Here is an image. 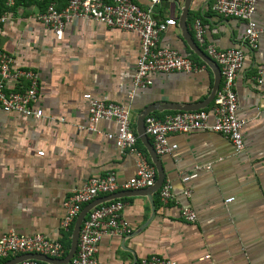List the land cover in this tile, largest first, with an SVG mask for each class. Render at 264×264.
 I'll return each mask as SVG.
<instances>
[{"label":"crops","instance_id":"1","mask_svg":"<svg viewBox=\"0 0 264 264\" xmlns=\"http://www.w3.org/2000/svg\"><path fill=\"white\" fill-rule=\"evenodd\" d=\"M131 1L143 10L148 8V0ZM212 1L190 0L185 30L179 25L185 0H162L153 10L155 20L176 22L161 34L159 46L177 51L202 70L154 73L151 86L133 94L140 53L135 33L78 20L67 24L61 39H56L36 20L35 14L40 12L36 5L0 11L7 17L0 23V50L12 56L16 67L38 73L35 107L43 112L36 119L0 107V237L8 232L21 237L39 234L62 242L67 233L59 225L64 204L74 190L89 178L110 172L120 184L135 175V156L120 152L105 137L116 132L113 121L98 122L96 132L78 130L88 124L87 94L131 110L135 147L153 165L137 134L142 112L154 106L149 115L162 119L181 112L174 108L204 102L213 88L217 64L212 60L209 65L204 63L189 46L193 42L206 55L191 29L199 19L206 43L220 50L241 48L244 52L235 79L236 116L245 122L243 149L236 152L223 136L208 131L169 135L168 142L176 150L157 157L163 183L170 184L177 204H160L158 190L150 196L145 195L147 191L134 190L127 196H122L124 191L115 192L121 197L114 200L125 205L121 217L130 233L102 237L97 264H138L151 256L175 264H264V0L256 2L253 20L259 39L252 52L242 47L244 22L215 14ZM54 3L64 6L61 0ZM212 104L203 109L210 110ZM184 176L191 177L183 182ZM185 190L189 196L184 195ZM181 207L193 211L195 222L180 217ZM68 249L62 257H46L61 260ZM21 255L27 254L6 261Z\"/></svg>","mask_w":264,"mask_h":264},{"label":"built area","instance_id":"2","mask_svg":"<svg viewBox=\"0 0 264 264\" xmlns=\"http://www.w3.org/2000/svg\"><path fill=\"white\" fill-rule=\"evenodd\" d=\"M162 0H148V8L141 9L131 0H69L65 8L58 11L53 4L43 12H37L35 18L48 28L56 39H61L65 26L78 20L95 21L110 28L135 33L140 41V53L135 64L132 81V94L151 86L154 73H193L202 70L187 57L177 51L159 46L160 36L168 28L176 25L171 18L155 20L153 10ZM17 0H4L6 8L15 6ZM257 0H213L211 10L224 18H234L244 22L242 47L255 51L258 47L259 30L253 15ZM6 13L0 14V23L6 21ZM192 31L198 45L206 56L215 62L220 70L221 85L212 101L210 110L181 111L168 114L162 119L148 115L144 119V133L151 138L156 156L168 155L177 148L168 142L171 134H187L202 130L220 134L228 140L236 152L243 149L242 128L245 124L236 116L238 97L235 79L242 69L244 52L241 48L220 50L213 44L206 43L205 29L199 19L192 24ZM260 74V72L258 73ZM258 82L261 80L258 78ZM8 84L13 85L12 88ZM39 76L33 69H23L14 65L12 56L0 50V107L4 112L16 113L39 119L41 109L35 107L39 93ZM88 102V124L78 130L96 132L100 121H113L116 132L106 134L107 140L114 143L120 152L135 156V175L124 183H118L113 172L104 176L91 177L80 188L74 190L66 200L65 214L59 228L68 232L82 208L95 198L107 196L118 191L142 190L152 187L156 181V170L146 155L135 147L137 142L131 121V110L123 105L108 100H98L85 95ZM62 122L63 120L60 119ZM41 155V154H40ZM209 169V166L205 167ZM191 176H184L187 182ZM189 190L184 191L189 196ZM158 200L162 205L177 204L168 182L158 190ZM227 200V202H229ZM121 200H113L94 207L83 220L76 252L68 264H97L98 244L104 236H125L130 227L122 220L124 209ZM180 217L189 223L196 216L188 207L180 208ZM20 254H40L52 258L64 256L65 249L59 238L44 235L21 237L8 232L0 237V260ZM18 264H44L27 259ZM138 264H175L173 261L158 256L142 259Z\"/></svg>","mask_w":264,"mask_h":264},{"label":"water","instance_id":"3","mask_svg":"<svg viewBox=\"0 0 264 264\" xmlns=\"http://www.w3.org/2000/svg\"><path fill=\"white\" fill-rule=\"evenodd\" d=\"M189 2H190V0H185L184 9H182V15L180 16V19H179V25L184 30L186 28L185 21H186V14H187V6L189 5ZM189 46H190L191 50H193L195 52V54L199 58H201L204 63L209 65V62L211 60L206 55H204V53L201 50H199L194 45L193 42L189 41ZM216 69H217V73H216L215 81H214V84H213V88H212L208 98L204 102H202L200 104H197V105H194V106L177 107V108H174V109L178 110V111H196V110L205 108L208 103L213 101L214 96H215L216 92L219 89V84H220V81H221L220 70H219L217 65H216ZM153 107L154 106L147 107L144 110V112H142V114L140 115V117L138 118L137 123H136V125H137V134H138V136L140 138V141L145 145V147L147 149L148 156L151 159V161H152V163L155 166L156 171H157V177H156L155 184L152 187H150V188L138 190V191H147L145 193L146 196H150L152 193H154L157 190H159L160 187L163 184V179H164V175H163V173L161 171V168L159 166L158 157L154 153L152 145L149 142L148 136L144 133V119H145L146 116H148L150 113H152V111L154 110ZM133 192H134V190L133 191H124V192H122L123 193L122 196L123 195H126V196L127 195H132ZM119 197H121V195L118 194V193L111 194V195L105 196L103 198L96 199V200L90 202L89 204L85 205L82 208V210L80 211L79 215L77 216V218H76V220H75V222L73 224V228H72L71 236H70V245H69V249H68V252H67L65 258H63L61 260H53V259H50V258H48L46 256H43V255H37V254H31L30 255V254H27V255L17 256L14 259L6 261L3 264H18L21 261L26 260V259H35V260H38V261H41V262H44V263H47V264H68L69 261L73 258L74 254L76 252L80 227H81V224H82L83 220L85 219L86 215L94 207H96V206H98V205H100V204H102L104 202L117 199Z\"/></svg>","mask_w":264,"mask_h":264},{"label":"trees","instance_id":"4","mask_svg":"<svg viewBox=\"0 0 264 264\" xmlns=\"http://www.w3.org/2000/svg\"><path fill=\"white\" fill-rule=\"evenodd\" d=\"M55 1H56V0H17L15 6H20V5H22V6H24V7H27V6H32V4H33V5H36V6L40 9V12H43V11L47 8L48 5L53 4V5L55 6V8H56L58 11H60V10H62L63 8H65V6L67 5V3H68L69 0H61V1L64 2V6H63V7H57V6L55 5V3H54ZM108 1H109V0H108ZM110 1H111V0H110ZM110 1H109V2H110ZM4 8H6V7H5V5H4V0H2V2L0 3V11H1L2 9H4ZM71 229H72V228H71ZM71 229H70L68 232H66L67 234L65 235V237H64V239H63V241H62L63 246H64L65 249H68V247H69ZM6 260H7V259H5V260H0V264H1L2 262H5Z\"/></svg>","mask_w":264,"mask_h":264}]
</instances>
